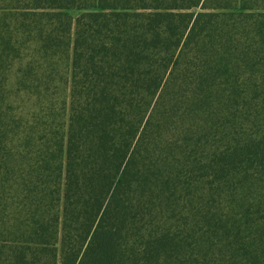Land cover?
Instances as JSON below:
<instances>
[{
  "label": "trees",
  "instance_id": "trees-1",
  "mask_svg": "<svg viewBox=\"0 0 264 264\" xmlns=\"http://www.w3.org/2000/svg\"><path fill=\"white\" fill-rule=\"evenodd\" d=\"M0 264H264V0H0Z\"/></svg>",
  "mask_w": 264,
  "mask_h": 264
}]
</instances>
